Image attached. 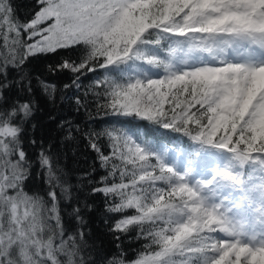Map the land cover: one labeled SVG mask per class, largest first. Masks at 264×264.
Instances as JSON below:
<instances>
[{"label": "snow or ice", "instance_id": "obj_1", "mask_svg": "<svg viewBox=\"0 0 264 264\" xmlns=\"http://www.w3.org/2000/svg\"><path fill=\"white\" fill-rule=\"evenodd\" d=\"M49 55L61 103L99 117L84 136L104 174L77 179L120 214L104 220L113 258L86 200L65 227L68 181L35 136L33 78L50 101L58 85L25 69ZM0 264H264V0H34L24 19L0 0Z\"/></svg>", "mask_w": 264, "mask_h": 264}, {"label": "trees", "instance_id": "obj_2", "mask_svg": "<svg viewBox=\"0 0 264 264\" xmlns=\"http://www.w3.org/2000/svg\"><path fill=\"white\" fill-rule=\"evenodd\" d=\"M16 8L17 15L24 19L31 12L34 0H12ZM67 55L68 53H64ZM74 55V53H73ZM59 57L49 55L48 57H39L33 59L25 69L33 74L39 73L41 76L46 77L48 80L57 83L58 89L55 93V100L50 101L43 93V90L36 84L33 78V84L36 88L37 99L39 100L40 110L36 113L34 123L36 124L35 136L45 142V147L49 143L54 147L51 149L53 164L58 170H62L64 176L68 181V194L60 192L58 194L61 200L62 216L64 219L65 227L69 230H75L77 222L73 217L69 216L71 207L78 202L87 201L94 206L93 211L84 212V218L88 221L87 228L91 229L92 240L98 247L102 246L103 253H106L109 258H113V253L117 251L113 239L107 234L104 220L105 219H119L120 214H109L105 212L103 198L100 195H88L91 185L87 180H78L77 177L83 173L91 172L96 168L93 174L95 179L103 175V171L99 169L98 161H96V154L88 147L87 139L84 136L86 131H100L101 128L97 126L96 120L99 117L95 115L94 104H90V110L95 120H90L89 113L81 110L79 113L74 111L67 102L61 103L60 97L63 94L62 85L67 82L64 78H57L48 75L45 72L47 64L54 63ZM90 81L85 80V86ZM83 92V89L81 90ZM91 100L92 98L89 97ZM50 116L56 117L55 120L49 119ZM60 120H71L73 127L79 125L80 131L73 133V138H67V131L58 127ZM31 135V133H30ZM30 152L36 149H29ZM107 152V148L105 147ZM77 184L83 187H76ZM30 194L44 195L46 191V184L43 179L33 177L28 188L26 189ZM46 198V197H45ZM127 214H132L131 210ZM137 230L133 229L127 236L122 239L123 252L127 254V259L131 260L136 257L137 251L142 248L143 239H136Z\"/></svg>", "mask_w": 264, "mask_h": 264}]
</instances>
